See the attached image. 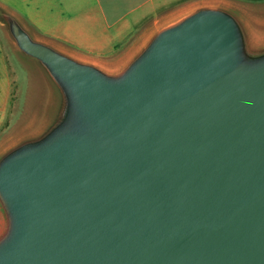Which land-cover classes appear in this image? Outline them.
Returning <instances> with one entry per match:
<instances>
[{"label":"water","instance_id":"water-1","mask_svg":"<svg viewBox=\"0 0 264 264\" xmlns=\"http://www.w3.org/2000/svg\"><path fill=\"white\" fill-rule=\"evenodd\" d=\"M0 28L32 81L0 264H264V7L195 2L114 64Z\"/></svg>","mask_w":264,"mask_h":264},{"label":"crops","instance_id":"crops-1","mask_svg":"<svg viewBox=\"0 0 264 264\" xmlns=\"http://www.w3.org/2000/svg\"><path fill=\"white\" fill-rule=\"evenodd\" d=\"M199 1L264 7V2L249 0H4L16 5L17 11L1 0L0 4L38 36L80 56L114 64L136 46L153 22ZM15 59L0 28V145L16 132L29 109L32 81L28 76L16 97Z\"/></svg>","mask_w":264,"mask_h":264},{"label":"rangeland","instance_id":"rangeland-1","mask_svg":"<svg viewBox=\"0 0 264 264\" xmlns=\"http://www.w3.org/2000/svg\"><path fill=\"white\" fill-rule=\"evenodd\" d=\"M1 1L3 3H6V2H4V0H1ZM249 2L261 3V2H264V0H249ZM6 4L11 6V8L15 9L16 11L18 10L16 5H14V4H11V3H6ZM15 61L17 63V64H15V62H14V65H16V70H17V75H16L15 79H16V85L18 87L17 88V96L16 97H18L19 91H21V86L23 88L24 84L26 83L27 77L28 76L30 77V75H31V71L29 70L30 69L29 66H27L25 64V62H23L18 56H16ZM19 70L23 71V72H21L22 74L19 72Z\"/></svg>","mask_w":264,"mask_h":264}]
</instances>
